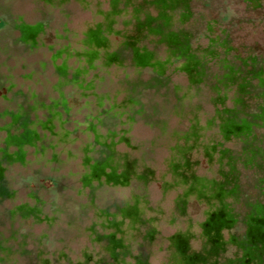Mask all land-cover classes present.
Returning a JSON list of instances; mask_svg holds the SVG:
<instances>
[{
  "label": "rangeland",
  "instance_id": "1",
  "mask_svg": "<svg viewBox=\"0 0 264 264\" xmlns=\"http://www.w3.org/2000/svg\"><path fill=\"white\" fill-rule=\"evenodd\" d=\"M114 10L111 0H0V149L15 151L4 139L20 132L7 128L19 111L31 108L29 121L39 138L25 148L22 162L0 164V180L9 192L0 198V264H96L103 258L97 236L110 233L112 222L122 219L119 208L139 200L145 222L128 233L131 255L168 264V240L176 234L194 236L191 250L199 248L196 237L208 207L196 197L177 207L184 191L179 176L222 180L229 168L221 152L239 144L218 134L212 123L218 105L206 87H190L177 65L158 76L153 67H135L126 53L103 64L105 52L114 53L134 35L132 8L118 6L111 19ZM189 13L175 28L190 34L191 49L213 48L238 66L264 59V0H190ZM21 27L38 32L22 39ZM103 27L109 33L102 56L80 84L59 85L58 70L67 69L70 80L84 65L88 35ZM223 40L227 52L216 46ZM156 41L146 36L138 46L156 49L162 62L164 46ZM215 62L210 58L207 67L219 72ZM154 78L163 83L154 85ZM59 101L65 109L57 108L59 117L50 118L49 107ZM190 131L196 132L193 140ZM262 134L264 128L254 129V135ZM207 148L214 155L208 156ZM109 153L116 156L117 174L132 166V179L120 185L105 178L85 182L96 160ZM238 171L244 197L255 198L256 191L246 185L254 170L239 165ZM18 208L34 213L8 215ZM234 208L243 211L240 203ZM150 225L152 238L145 241ZM232 232L223 231L224 238ZM232 250L228 247L225 256Z\"/></svg>",
  "mask_w": 264,
  "mask_h": 264
},
{
  "label": "trees",
  "instance_id": "2",
  "mask_svg": "<svg viewBox=\"0 0 264 264\" xmlns=\"http://www.w3.org/2000/svg\"><path fill=\"white\" fill-rule=\"evenodd\" d=\"M111 0L115 8L110 14L113 19L120 5L130 6L135 18L134 35L118 46L112 54H105L108 47L107 27L99 28L90 33L86 40V51L83 53L84 65L67 79V69L58 70L59 85L68 83L80 84L85 73L93 67L100 58L108 65L122 60L123 54L137 68L153 67L158 76L163 70L173 64L190 87H206L208 98L218 108L213 117L218 134L224 139L233 140L239 148L233 151L223 150L221 159L225 160L229 171L223 174V179L213 181L193 175L179 176L184 191L177 202L182 208L183 203L196 197L208 207L205 220L200 224L197 240L199 248L191 250L190 239L194 236L176 234L168 240V264H264V134L254 135L255 128H264V59L255 57L248 64L236 65L234 59L219 58L215 50L191 49L190 34L175 28V23H184L189 18L190 0ZM255 2L256 0H247ZM151 10L155 14L151 13ZM178 15H177V14ZM176 15V16H175ZM177 17V18H176ZM37 28H20L22 39L34 36ZM156 36L157 44L164 46L165 59L157 61V50L139 47L138 42L146 36ZM224 52L228 51V41L216 43ZM210 58L216 60L219 72H212L207 63ZM181 60L179 63L178 61ZM246 66V67H245ZM154 85H161L163 80L154 78ZM199 88V89H200ZM210 93V94H209ZM211 93L215 96H211ZM226 102L230 105L227 106ZM57 108L65 109L62 101L49 107L50 118H58ZM30 109L19 111L11 116L12 122L7 128H17L19 133L9 135L4 139V145L14 146L15 151L9 154L6 149H0V164L22 162L25 148L34 146L39 138L35 134L33 124L29 121ZM196 137L195 131H190L188 139ZM208 156L214 155L207 148ZM91 168L85 182L105 178V183L113 185L124 184L132 179V166L127 164L120 174L116 173V156L112 153L102 154ZM254 170V176L246 184L252 187L257 196L253 199L244 197L243 188L239 183L238 167ZM109 169L107 174L104 171ZM103 182V184H104ZM8 190L0 180V198L7 197ZM228 200H231L227 203ZM137 204H125L119 208L122 219L112 222V229L107 235L97 236L103 246V258L96 264H148L143 254L131 255L133 240L128 233L136 231L145 222L143 209ZM240 203L243 211H235L234 205ZM34 210L18 208L10 210L8 215L25 216ZM153 225L149 226L143 239L149 241L153 234ZM234 229V232L224 238L223 231ZM228 247H232V255L225 256ZM130 256V261L126 260Z\"/></svg>",
  "mask_w": 264,
  "mask_h": 264
}]
</instances>
